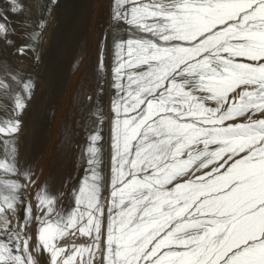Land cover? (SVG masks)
I'll list each match as a JSON object with an SVG mask.
<instances>
[{"label": "snow or ice", "instance_id": "1", "mask_svg": "<svg viewBox=\"0 0 264 264\" xmlns=\"http://www.w3.org/2000/svg\"><path fill=\"white\" fill-rule=\"evenodd\" d=\"M101 2L96 89L74 97L86 167L69 206L20 159L36 83L0 49V264H264V0ZM58 4L38 0L37 19L14 22L30 9L8 0L10 55H35ZM17 26L29 43L14 46ZM109 68L105 196L103 112L88 106Z\"/></svg>", "mask_w": 264, "mask_h": 264}, {"label": "rangeland", "instance_id": "2", "mask_svg": "<svg viewBox=\"0 0 264 264\" xmlns=\"http://www.w3.org/2000/svg\"><path fill=\"white\" fill-rule=\"evenodd\" d=\"M28 2L29 3H26V4L29 7L30 2L38 3V0H30ZM7 7H8V0H0V9L6 10ZM94 8H97V9L102 8L98 12L99 15H98L97 24L99 25V27L98 25L96 26L97 31L95 30L93 33H91L87 39L84 37L85 29L82 30V32L76 36L77 38H75V42H77V39H78L79 41L77 42L78 44L76 43L77 45H75L73 49L71 50L73 53L70 52L69 51L70 48L66 46V44H68L70 40L68 39L70 38L69 36L72 35L70 25H74L76 23V21L78 20L77 17L79 13H83L88 18L92 13L96 11ZM37 14H38V9L36 7V8H33V10L30 9V12H26L23 15L10 16V19L13 20L14 22H18V21L25 19V17H28L34 21L35 19H37ZM86 23H87V20H86ZM106 27H107V9H106L105 4L102 3L101 0H59V4L54 9V12H53V19L50 23H48L47 28L44 31L42 42L38 41L35 45L37 49L35 55L39 56L38 61L35 59V55L33 54L32 51L26 52V54L22 57L14 56V55L11 56L10 53L13 51V48H5L4 45L0 43V49H3V54L8 59V61L10 60L9 62L16 65L17 64L16 62H18V59H19V63L21 66H23V70L26 73L31 74L34 77L35 83H36L34 95L29 103L27 110L24 112L23 117H22L23 128L21 132L22 134L20 135V137L22 138L19 137L20 159L24 161L25 163L30 164L33 167L34 171L42 170V174H44L46 167H44L43 163L48 164V160L46 163V159L43 157V154H44V151L45 153L49 154L48 146H50L51 144L49 145L48 143L51 140V136L54 134L53 137L55 138V141L53 143L56 146H60L58 148L59 152H58V157H57L58 169L59 171H64V172L69 171L66 179L64 181L62 179L61 184L59 183V186L56 189V191H64L66 193L65 198H64L65 206H69L70 204V198L67 195L68 190L73 185H77L79 183V180L85 174L84 168L86 167V164L83 161L78 159L77 145H82L84 143L85 132H86V129H84L81 126V124H78V121L82 123L83 121L86 120L87 116H86V112L78 109V106L74 102L72 104V102L66 101L65 106L62 105L61 98H59L54 103H51L49 100H47L52 105L53 110L54 108L62 107V111L64 112L65 110L66 112V114L60 113V118H59V114L56 115V117L52 116L53 114L52 107H51V110H49L45 106V98H47L48 96L46 94L48 93L47 82L51 78L52 72L56 67V64H57L56 62L58 59L62 57L65 59L64 78L66 79L67 78L66 75L69 72L68 70H70V68H72L73 65H75L74 57L76 56V58H80L81 54H82L81 60H83L82 58H84V65L80 71L81 75L83 76L88 70L93 71L95 78L93 80V78L91 79L90 77L89 81H93V82L96 81V71H95L94 66L96 64L97 56H98V50H97V44L99 40L98 38H100L101 32L104 29H106ZM26 31H28V29H25L22 26L16 27L15 33L11 35V39L14 41V46H19L25 43H29L28 38L24 35ZM91 35L93 38H91ZM83 42L87 43V48H83L82 46L83 51L85 50L84 53L78 50L79 45L81 47V43ZM57 44L60 45V48L59 46L57 47ZM54 50L57 52L55 53ZM64 52H66L67 54H65ZM71 53L74 55H72ZM90 56H93V57L89 62ZM11 57H13L14 59L15 57H17V60H14ZM106 62L110 65L111 63L110 53L108 54V56H106ZM42 80H44L43 83H42ZM37 87L38 88L41 87V88L38 89ZM37 90L40 91L38 92L40 95L36 93ZM44 91H45V96H44ZM113 95H114V90L111 88V76H110V68H109L108 74L105 77V80L103 82V92L99 94H94L93 102L91 105L88 106L93 109L96 107H99V109L102 110L103 112L104 122L102 125H100L101 135L103 136V141H102L103 152H102L101 171L105 178L104 179V184H105L104 195L105 196H107V183L110 178V163H109L110 158L108 159L109 156L107 155V153L108 154L110 153L109 112H110L111 97ZM47 101H46V104L49 107L50 104H48ZM41 105H42V110H41ZM39 109L41 110V113L39 114L40 117L39 115H37V112L39 113ZM47 110H49L50 112L45 113ZM48 116L51 119L50 121L56 120L58 124H56V126H53L54 123L50 125H48L49 122L44 123L43 129L46 132L40 133L43 144L38 149L34 147L30 149V146L29 144L25 142V139L28 141L31 138H33L34 134L36 133L34 126L38 123L40 119L44 121ZM75 121H77V123ZM31 122L32 123L34 122L35 125L33 124V126H29ZM89 123L91 122L89 121ZM66 128H69L71 132V141H72L71 146H62V140L64 139ZM30 150H31V155L29 154ZM107 150L109 152H107ZM50 157H55V156H50ZM107 162L109 163L108 166H107ZM42 174L40 176V179L41 181H45L47 176L42 175ZM66 181L68 182L67 187H65Z\"/></svg>", "mask_w": 264, "mask_h": 264}, {"label": "bare ground", "instance_id": "3", "mask_svg": "<svg viewBox=\"0 0 264 264\" xmlns=\"http://www.w3.org/2000/svg\"><path fill=\"white\" fill-rule=\"evenodd\" d=\"M28 1H30V0H26L25 2L26 3H29ZM36 5H37V3H32V2H30V4H29V9H32L33 10V8H36ZM104 8V7H103ZM96 11L94 12V13H92L88 18L83 14V13H79L78 14V20L76 21V23L74 24V25H70V28H71V33H72V35L71 36H69L70 38H68V39H70L69 40V42H68V44H66V46H68L69 48V51L70 52H72L71 50L73 49V47L75 46V45H77L78 43L77 42H79L78 41V39H77V42H75V38H77L76 36L79 34V33H81L82 32V30H84L85 29V34H84V37L85 38H87L88 39V37L90 36V34L91 33H93L95 30L97 31V28H96V26L98 25L97 24V21H98V15H99V10L100 9H102V8H94ZM36 11V10H35ZM104 17V16H103ZM76 18V19H77ZM86 20H87V23H86ZM86 25V26H85ZM98 27H99V25H98ZM69 28V27H68ZM70 32V31H69ZM68 34V33H67ZM95 34V33H94ZM99 34V33H98ZM93 35V34H92ZM92 35H91V38H93L92 37ZM97 35V34H96ZM101 35V34H100ZM67 37V36H66ZM84 37H83V39H84ZM97 38H98V36H97ZM99 39V38H98ZM65 41V40H64ZM90 41V40H89ZM66 42V41H65ZM86 42V41H85ZM85 42H83V43H81V47H80V45H79V48H78V50L80 51V52H85V50L83 51V49H82V46H83V48H87V43H85ZM77 43V44H76ZM62 44V43H61ZM59 46V48H60V45L59 44H57V47ZM89 47V46H88ZM55 48V47H54ZM81 48V49H80ZM63 49V48H62ZM61 49V50H62ZM55 50H57V49H55ZM54 50V51H55ZM64 50V49H63ZM62 50V51H63ZM92 50V49H91ZM90 50V51H91ZM52 51H53V49H52ZM57 51H55V53H56ZM59 53H60V51H59ZM58 53V54H59ZM65 54H67L66 52H64ZM73 53V52H72ZM71 53V54H72ZM62 54H63V52H62ZM64 54V55H65ZM72 55H74V54H72ZM12 56V55H11ZM54 56V55H53ZM63 56V55H62ZM50 57V56H49ZM52 57V56H51ZM81 57H82V54H81ZM81 57L80 58H76V56L74 57V62H75V65H73V67L72 68H70V70H68L69 72H68V74L66 75V79L64 78V75H65V71H64V68H65V59L62 57V58H60V59H58L57 60V64H56V67H55V69L53 70V72H52V75H51V78H50V80L47 82V87H48V93H46L48 96H47V98H45V106H46V108L47 109H49V110H51V107H52V105L47 101V100H49L51 103H54V102H56L59 98H61V100H62V105H64L65 106V103H66V101H69V102H72V104H73V102H74V97L78 94V91H79V89H80V87H81V85L82 84H85L86 83V88H87V91L89 92V93H94L95 92V86H96V81H89V78L91 77V79L93 78V80H94V74H93V71H90V70H88L83 76L81 75V73H80V71H81V68L83 67V65H84V58H82L83 60H81ZM92 57L93 56H90V58H89V62H90V60L92 59ZM11 58H13V57H11ZM19 58V57H18ZM14 59V58H13ZM14 60H17V57H15V59ZM87 60V59H86ZM10 61V60H9ZM18 62H19V59H18ZM17 63V62H16ZM23 63V62H22ZM26 63H27V61H26ZM73 63V62H72ZM74 64V63H73ZM14 65V64H13ZM53 66V65H52ZM23 67V66H22ZM26 67V66H25ZM50 67V66H49ZM48 67V68H49ZM49 70V69H48ZM49 72V71H48ZM80 73V74H79ZM46 76V75H45ZM42 78H43V76H42ZM45 79V78H44ZM79 80H80V82H79ZM43 81L44 80H42V83H43ZM77 82H79V83H77ZM39 84H40V82H39ZM38 85V84H37ZM39 87V86H38ZM37 87V88H38ZM45 87V86H44ZM44 87H42V88H44ZM41 88V87H40ZM40 88H38V89H40ZM44 89H46V88H44ZM42 90V89H41ZM38 92H40L39 90H37V92L36 93H38ZM39 94V93H38ZM37 94V95H38ZM40 95V94H39ZM44 96H45V91H44ZM41 97V96H40ZM46 101L48 102V104H50L49 105V107L47 106V104H46ZM42 104V103H41ZM44 107V106H43ZM41 110H42V105H41ZM41 110L39 109V113L37 112V115H39L40 113H41ZM49 110H47L45 113H48V112H50ZM109 111V110H108ZM52 112H53V114H52V116H55L56 117V115H58L59 114V118H60V113H65L66 114V112H65V110H64V112L62 111V107L61 108H54V110H53V107H52ZM54 112H55V114H54ZM110 116H111V113L109 112V118H110ZM39 117H40V115H39ZM51 119H50V117L48 116L44 121H42V119H40L39 121H38V123L35 125L34 124V122L32 123H30L29 124V126H33V124L35 125L34 127H35V130H36V133L34 134V136H33V138H31L30 140H26L25 138V142L27 143V144H29V146H30V149L31 148H36V149H38L42 144H43V142H42V138H41V135H40V133H42V132H46L44 129H43V126H44V123H48V125H50V124H53V126H56V124H58L57 122H56V120H53V121H50ZM58 121V120H57ZM109 121V120H108ZM76 123H77V121H75ZM22 134V133H21ZM54 136V134L51 136V140H50V142L48 143L50 146H48V152H49V154H47V153H45V151H44V154H43V157L46 159V163H47V160H48V164H44L43 163V165H44V167H46V169H45V172H44V174H42V175H46L47 176V178H46V182L48 183V185H49V187H50V189L52 190V191H56V189L58 188V186H59V183L61 184V181H62V179H63V181L66 179V177H67V175H68V173H69V171L67 172H64V171H59V169H58V162H57V157H58V152H59V150H58V148L60 147V146H56L53 142L55 141V138L53 137ZM20 138H22V137H20ZM109 146V145H108ZM107 152H109L108 150H107ZM29 154L31 155V150L29 151ZM107 155L109 156L108 157V159L110 158V153L108 154L107 153ZM50 156H55V157H50ZM108 161V160H107ZM109 163H110V160H109ZM109 163L107 162V166L109 165ZM67 169V168H66ZM71 169V168H70ZM71 173V172H70ZM48 179V180H47Z\"/></svg>", "mask_w": 264, "mask_h": 264}]
</instances>
